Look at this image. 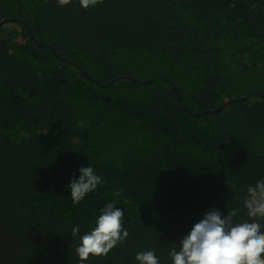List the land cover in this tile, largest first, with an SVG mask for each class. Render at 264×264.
<instances>
[{"label":"trees","instance_id":"obj_1","mask_svg":"<svg viewBox=\"0 0 264 264\" xmlns=\"http://www.w3.org/2000/svg\"><path fill=\"white\" fill-rule=\"evenodd\" d=\"M2 21L0 264H171L205 212L246 218L264 177V0H0ZM87 164L103 183L74 205ZM108 202L128 236L81 262L72 227Z\"/></svg>","mask_w":264,"mask_h":264},{"label":"clouds","instance_id":"obj_2","mask_svg":"<svg viewBox=\"0 0 264 264\" xmlns=\"http://www.w3.org/2000/svg\"><path fill=\"white\" fill-rule=\"evenodd\" d=\"M70 2L59 0L61 6ZM79 3L87 9L99 4L100 0H79ZM78 173L67 185L74 205L103 183L90 164L79 167ZM243 208L244 219H238L237 211L222 214L213 208L205 212L187 234L174 243L169 251L171 264H264V177L247 187ZM124 218L123 208L108 202L96 216L90 231L81 234L79 225L72 227L70 234L77 240L75 253L81 262L90 254L106 255L126 239ZM134 260L136 264H160L153 250L137 252Z\"/></svg>","mask_w":264,"mask_h":264},{"label":"water","instance_id":"obj_3","mask_svg":"<svg viewBox=\"0 0 264 264\" xmlns=\"http://www.w3.org/2000/svg\"><path fill=\"white\" fill-rule=\"evenodd\" d=\"M3 23H4V21H2V22L0 23V26L3 25ZM257 95H258V94H257ZM213 111H214V110H213ZM213 111H211V112H213Z\"/></svg>","mask_w":264,"mask_h":264}]
</instances>
